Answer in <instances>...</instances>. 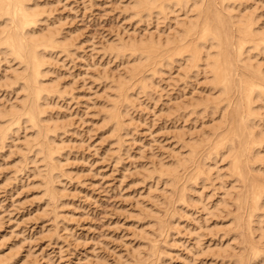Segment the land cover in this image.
Instances as JSON below:
<instances>
[{"label":"rangeland","instance_id":"1","mask_svg":"<svg viewBox=\"0 0 264 264\" xmlns=\"http://www.w3.org/2000/svg\"><path fill=\"white\" fill-rule=\"evenodd\" d=\"M33 1L43 11L42 26L69 41L67 51L48 60L45 79L59 89L44 116L59 124L55 139L60 170L54 185L61 196L52 201L43 193L41 175L48 170L42 156L35 163L33 153L24 157L34 131L14 128L0 143V263L235 264L244 242L233 225V199L240 184L231 188L228 160L207 161L195 183L183 175L177 188L185 183L184 204L176 202L175 180L169 185L156 175L149 177L161 163L188 156L190 145L218 121L219 113L212 117L203 105L191 104L210 92L203 72L186 73L178 62L163 67L145 91L138 89L131 97L121 133L112 135L111 125L102 121L103 107L110 105L108 94L114 93L110 88L130 64L111 52V46L163 38L176 20L186 18L185 11L176 9L178 15L166 19H139L130 10L132 0ZM238 3L240 11L264 25V0ZM257 52L250 54L264 68V53ZM16 66L1 59V109L23 98L4 84V76ZM227 190L231 196L225 204L221 200ZM259 214L264 226V212ZM158 220L166 223L163 233Z\"/></svg>","mask_w":264,"mask_h":264},{"label":"bare ground","instance_id":"2","mask_svg":"<svg viewBox=\"0 0 264 264\" xmlns=\"http://www.w3.org/2000/svg\"><path fill=\"white\" fill-rule=\"evenodd\" d=\"M236 1L132 0L130 10L139 19L161 15L166 19L168 14H177L176 9L185 11L186 18L176 20L173 30L163 38H140L111 46V52L125 57L130 64L125 75L115 80V86H108L114 93L108 94L110 105L103 107L102 121L104 125H111L112 135L113 131L121 133L131 97L136 91L139 93L138 89L145 91L152 76L163 67L178 62L184 64L186 73L203 72L211 85L210 92L191 104L203 105L204 112L207 110L212 117L219 113L218 121L214 124L212 120L213 126L208 132L190 145L188 156L167 165L161 163L149 177L163 179L166 184L175 180L176 202L184 204L187 200L185 180L183 186L177 188L182 176L187 175L186 182L195 183L203 176L207 161L217 157L228 160L227 170L233 178L231 188L236 187V182L240 184V191L233 199L236 212L232 214L234 222L231 221L244 242V251L234 258V263L262 264L264 226L259 212H264V130L261 124L264 68L250 52L264 53V25L259 24L258 17L240 11V3L235 5ZM37 6L33 0H0V62L3 59L7 64H17L11 74L4 76V84L15 90L16 95L23 94L18 102L16 97V103H11L9 109L0 108V143L6 141L14 128L34 131L32 142L26 139L24 157L33 153L35 163L37 157L42 156L40 159L48 170L45 176L41 175L45 185L43 193L53 201L61 196H57L54 185L59 181L60 170L58 166L56 169L60 148L55 139L59 124L44 115L50 99L59 89L45 80L46 66L52 54L68 50L69 41L54 28L42 26L43 11ZM204 153L207 156H203ZM230 194L227 190L221 201L226 204L225 197ZM158 221L159 232H162L166 223ZM256 231L259 234L255 240Z\"/></svg>","mask_w":264,"mask_h":264}]
</instances>
